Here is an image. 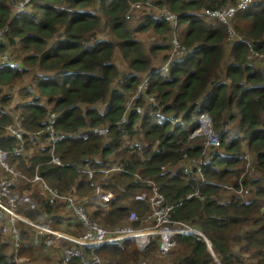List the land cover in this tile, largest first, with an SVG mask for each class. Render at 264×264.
<instances>
[{
    "label": "trees",
    "instance_id": "trees-1",
    "mask_svg": "<svg viewBox=\"0 0 264 264\" xmlns=\"http://www.w3.org/2000/svg\"><path fill=\"white\" fill-rule=\"evenodd\" d=\"M144 1L29 0L12 17L13 0H0V54L19 61L18 68L0 66V147L26 179L12 190L36 206L17 205L16 213L32 223L45 213L53 230L78 236L82 225L68 196L81 200L90 220L111 228L125 225L132 210L139 217L147 212L150 206L135 195L156 187L174 206L176 227L199 231L209 244L176 234L161 254L159 238L145 250L123 239L88 250V264H264V0H253L227 22L201 14L235 0H149L178 15L182 54H172L170 22L153 10L130 12V4ZM148 31L157 43L141 40ZM117 54L129 70L122 78ZM145 77V94L158 105L144 96L129 105ZM12 107L24 144L18 154L11 150L19 141L5 129L15 123ZM161 107L165 119L157 114ZM203 112L219 145L198 172L186 162L205 159L202 139L191 137ZM50 113L62 136L55 144L46 129ZM112 165L122 170L105 173ZM35 175L57 191L53 203ZM98 184L112 193L108 202L95 197ZM15 225L20 257L63 264L61 248L45 246L31 224ZM13 257L12 234L0 233V264H15ZM71 262L83 264L77 257Z\"/></svg>",
    "mask_w": 264,
    "mask_h": 264
},
{
    "label": "built area",
    "instance_id": "built-area-1",
    "mask_svg": "<svg viewBox=\"0 0 264 264\" xmlns=\"http://www.w3.org/2000/svg\"><path fill=\"white\" fill-rule=\"evenodd\" d=\"M19 1V0H18ZM16 2L13 5L12 17H16L21 13L24 6L29 0L25 2ZM253 0H235L236 4H231L229 6L216 9L207 10L201 15L204 17L213 16L220 19L222 22H227L229 17H232L237 11L247 7ZM152 1L137 2L130 4V12L140 10L142 8L148 7L152 8ZM160 18H163L170 22L171 24V39L170 43L172 45V54H182L187 50L182 46L178 39V15L163 7L162 10H155ZM5 30L0 31V45L3 41V34ZM175 41V42H174ZM177 41V42H176ZM175 55V54H174ZM0 66L18 68V60L11 54L3 52L0 54ZM164 65L161 69L165 68ZM148 78L145 77L141 80V84L138 87L137 92L132 96L130 103L140 96L148 99L150 106H157L156 99L153 95L145 94V90L148 87ZM162 110V107L159 108ZM160 116L165 119V115L162 113ZM55 113H50L47 118L48 127L46 128L50 132V140L53 144L58 141H62V136L57 135L53 128V123L55 121ZM122 119L121 122H123ZM211 118L204 112L199 116L198 127L192 132L191 137L203 136L204 145L206 148L215 147L219 145V139L217 134L212 130ZM6 132L8 135L14 136L19 144L14 147L11 151L12 153L18 154L23 149V139L21 135V125L19 120L16 118L14 126H7ZM38 135L37 133H32L31 138ZM158 142H156V145ZM9 151L2 150L0 147V233L5 235L11 233L14 238V257L12 263L21 264V257L18 254L19 250V234L16 227V221L21 220L32 225L34 232L42 237H44L43 244L45 246H53L61 248L63 253V264H74L71 260L75 257L80 258L83 264H88L83 258L86 252H90L99 248L105 242L121 241L123 239H129L133 244L140 250H145L151 241L159 238V251L161 254H166L174 246V236L176 234H194L199 238H202L208 243V241L202 236L199 231L194 230L188 226L176 227L179 225L171 219V211L174 208L173 205H168L165 203V198L162 193L158 191L156 187H153L149 192H142L135 195L136 201L145 202L150 206L149 210L145 212L141 217L135 211H130L127 219V223L121 226H114L111 228H106L99 225L96 221L90 220L88 214L85 212L81 200L68 196L69 208L73 212L76 219L82 225V231L78 236L69 235L68 233L62 231H56L51 228V220L47 217L45 213H39L37 223H32L29 219L16 213V206L27 203L31 208H36L34 202L26 194H19L12 190V187H18L24 184L25 178L19 177V172L11 165L8 160ZM192 161V160H191ZM52 162L60 165V160L56 157L52 158ZM203 162L196 163L197 168L200 169V164ZM122 168L116 165L110 166L105 170V173H113L121 171ZM85 172L88 174L89 178L94 176V171L90 168L88 164L85 165ZM203 181V177H199ZM34 181H39L42 183L43 189L48 193L49 201L53 203L57 197L58 193L55 189H50L48 186L35 175ZM95 197L102 202H108L112 193L110 191H104L98 184L94 190ZM139 222L142 227L135 229L133 223ZM141 236H146V239L140 242ZM62 241H69L74 244L73 247H62ZM209 244V243H208ZM216 260V259H215ZM217 261V260H216ZM71 262V263H70ZM96 263L98 261H95ZM217 264L218 261H217Z\"/></svg>",
    "mask_w": 264,
    "mask_h": 264
},
{
    "label": "rangeland",
    "instance_id": "rangeland-1",
    "mask_svg": "<svg viewBox=\"0 0 264 264\" xmlns=\"http://www.w3.org/2000/svg\"><path fill=\"white\" fill-rule=\"evenodd\" d=\"M17 0H13V2H12V5H14L15 4V2H16ZM21 0H19L18 2H20ZM26 0H22V2H25ZM98 4H96L95 6H97ZM163 9V7H158V6H156V5H154L153 4V6H152V8H148V7H145V8H142V10H153V13H154V16L155 17H159L158 15H157V12L155 11V10H162ZM138 12V11H137ZM137 12L136 13H134L133 15H136L137 14ZM141 37V40L142 41H144L146 44L148 43H157V39L155 38V35H153L152 33H151V31H148L147 33H145V34H143V35H141L140 36ZM175 42V41H174ZM177 42V41H176ZM19 62V61H18ZM114 63H115V65H116V67L118 68V70H119V72H120V78H122V76H123V74H125V73H127V72H129V70H128V68H127V66H126V64H125V62H123L122 61V59H121V57L117 54L116 56H115V59H114ZM153 68L154 69H156L157 68V66H153ZM25 80H26V78H25ZM27 85H29V84H27ZM24 94H26V93H24ZM154 96V95H153ZM146 99V98H145ZM146 102H148L149 103V101H148V99H146ZM131 103L129 102V105H130ZM128 105V106H129ZM7 110H9V108H7ZM10 112H11V115L14 117V115H15V117H17V113L14 111V108L12 107V109L10 110ZM157 114L158 115H161L162 114V111L161 110H158V112H157ZM14 117V118H15ZM211 127H212V130L217 134V132L215 131V129H214V125H213V123H212V121H211ZM217 136H218V134H217ZM198 137H200V136H198ZM203 143V142H202ZM248 158H250V157H248ZM32 201V200H31ZM53 250H56V251H58L57 250V248H54ZM43 251H45V253H46V255H52V253H50V250H48L47 248H45ZM33 264H45V263H43V262H38V263H33ZM54 264H56V262L54 263Z\"/></svg>",
    "mask_w": 264,
    "mask_h": 264
},
{
    "label": "clouds",
    "instance_id": "clouds-1",
    "mask_svg": "<svg viewBox=\"0 0 264 264\" xmlns=\"http://www.w3.org/2000/svg\"><path fill=\"white\" fill-rule=\"evenodd\" d=\"M204 113V112H203ZM202 114V113H201ZM200 114V115H201ZM16 118L19 120V118H18V116L17 117H15L14 118V120H15V122H16ZM15 124V123H14ZM194 131V130H193ZM195 137H198V136H195ZM193 138V137H192ZM200 138L202 139V142H203V147H204V152H205V159L203 158V159H201V160H193V159H191V160H188L186 163L188 164V166H190V168L192 167L191 165H193V167H195V169L199 172L200 170H201V165L203 164V165H205L206 163H207V161H208V159L209 158H211V157H213V155H214V152H215V150H216V148L218 147V146H215V147H208V148H206L205 147V145H204V137L203 136H200ZM219 139V138H218ZM203 162V163H201L200 164V169H198L197 168V165H196V163H198V162ZM200 176H202V175H199V177ZM203 177V176H202ZM200 179V178H199ZM203 180V179H202Z\"/></svg>",
    "mask_w": 264,
    "mask_h": 264
},
{
    "label": "crops",
    "instance_id": "crops-1",
    "mask_svg": "<svg viewBox=\"0 0 264 264\" xmlns=\"http://www.w3.org/2000/svg\"><path fill=\"white\" fill-rule=\"evenodd\" d=\"M21 264H33V258L32 257H21Z\"/></svg>",
    "mask_w": 264,
    "mask_h": 264
},
{
    "label": "bare ground",
    "instance_id": "bare-ground-1",
    "mask_svg": "<svg viewBox=\"0 0 264 264\" xmlns=\"http://www.w3.org/2000/svg\"><path fill=\"white\" fill-rule=\"evenodd\" d=\"M146 239V236H141L140 242L144 241ZM156 242V241H155ZM151 244V243H150Z\"/></svg>",
    "mask_w": 264,
    "mask_h": 264
}]
</instances>
